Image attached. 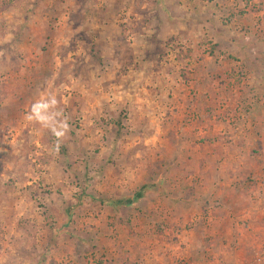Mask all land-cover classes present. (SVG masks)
I'll list each match as a JSON object with an SVG mask.
<instances>
[{"label": "rangeland", "instance_id": "obj_1", "mask_svg": "<svg viewBox=\"0 0 264 264\" xmlns=\"http://www.w3.org/2000/svg\"><path fill=\"white\" fill-rule=\"evenodd\" d=\"M263 11L264 0H0V264H105L108 239L122 256L183 234L190 252L211 246L204 230L165 224V188L198 169L187 164L203 115L223 126L245 108L248 86L230 78L221 101L207 96L222 76L251 74L238 48L262 54Z\"/></svg>", "mask_w": 264, "mask_h": 264}, {"label": "crops", "instance_id": "obj_2", "mask_svg": "<svg viewBox=\"0 0 264 264\" xmlns=\"http://www.w3.org/2000/svg\"><path fill=\"white\" fill-rule=\"evenodd\" d=\"M258 16L261 17L264 26V11ZM245 41L246 44L238 48L239 55L243 58L245 67L251 70V74L234 78L230 72L224 76L225 78L222 76V80L216 84L217 90L210 92L209 96L205 95L207 91L199 94L201 100V95H204L209 99L218 98L221 101L222 90L226 86L223 82L230 78L232 85L237 81L241 85L248 86L244 98L247 101L244 104L245 108H239L242 104L237 103L230 116H227L232 123H223V126H215L218 123L216 121L223 118L222 116L204 114L205 125L198 132L199 140L202 139L203 142L189 143L192 158L187 166H197L198 169L194 173L189 170L190 172L185 176L167 181L168 189L165 188L167 194L164 196L165 215L169 216L165 224L177 223L175 225H181L183 230L192 229L198 235L204 230L210 237L208 241L211 246H207L204 241L200 246L198 245L200 240H197L195 243L199 242L197 245L200 249L195 248L190 252L189 247H192L194 242L190 239L191 236L193 237L192 234L187 237L183 234L180 244L175 245L168 241L159 242L158 238L149 242L144 239V243L141 242L143 241L141 238H127L129 248L130 245L141 242L137 246L139 256L131 255L129 252L131 249L122 256L123 251L117 252L120 244L116 243L115 239H108L109 243H103L106 246L102 247L104 250L100 248L109 255L110 261H105V264H174L177 260L174 257L177 255L176 252L173 253L172 248L174 249L175 246L183 248L180 259L187 260L184 264H245L248 258H252L254 252L262 251L264 247V50L261 49L262 54L256 56L252 53L254 45L248 40ZM240 79L241 81L238 82ZM237 94V98L241 99ZM156 190H159L158 186ZM174 215H180L181 218L172 221ZM127 226L131 227L127 222L121 225L122 228ZM97 241L98 239H94L98 247L101 245V240ZM158 246L162 252H166L165 257L157 256L154 250ZM207 247L211 248L210 258L214 259L213 263L204 261L203 251ZM176 258H179V255Z\"/></svg>", "mask_w": 264, "mask_h": 264}, {"label": "built area", "instance_id": "obj_3", "mask_svg": "<svg viewBox=\"0 0 264 264\" xmlns=\"http://www.w3.org/2000/svg\"><path fill=\"white\" fill-rule=\"evenodd\" d=\"M258 264H264V249L259 252Z\"/></svg>", "mask_w": 264, "mask_h": 264}, {"label": "trees", "instance_id": "obj_4", "mask_svg": "<svg viewBox=\"0 0 264 264\" xmlns=\"http://www.w3.org/2000/svg\"><path fill=\"white\" fill-rule=\"evenodd\" d=\"M142 196L143 195L139 193V194H137L136 199L139 200V199L142 198ZM121 203L127 204V205L131 206L133 204V201H128V202H125V203L124 202H121Z\"/></svg>", "mask_w": 264, "mask_h": 264}]
</instances>
